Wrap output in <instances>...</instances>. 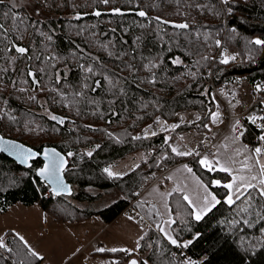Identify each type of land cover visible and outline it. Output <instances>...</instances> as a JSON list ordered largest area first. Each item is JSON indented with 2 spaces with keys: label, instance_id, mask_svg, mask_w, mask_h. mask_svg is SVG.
<instances>
[{
  "label": "trees",
  "instance_id": "obj_1",
  "mask_svg": "<svg viewBox=\"0 0 264 264\" xmlns=\"http://www.w3.org/2000/svg\"><path fill=\"white\" fill-rule=\"evenodd\" d=\"M15 2L14 8L13 0L0 3V22L6 28L18 27L33 33L29 43L31 59L27 63L40 85L33 88L26 64L17 74H9L12 77L7 82H0V131L39 151L55 146L65 154L73 153L68 156L71 163L65 174L74 194L57 196L52 192L35 172L42 166L41 159L25 168L0 155V213L16 203L40 204L47 216L60 222L98 215L111 223L132 203L152 225L140 240L138 253L129 254L130 258H137L140 264H179L173 256L177 246L156 227L162 222L157 205L139 201L137 196L159 173L175 164L190 162L221 203L196 221L184 194L171 193L175 238L180 243L193 241L185 249L198 264H264V220L257 221L254 214L262 202L256 193L253 192L255 199L249 208L253 214L240 212L244 205L240 201L231 206L225 203L226 190L213 184L215 179L223 184L228 182V173L218 168L210 172L199 163V156H177L171 151L176 135L192 130L208 132L211 114L216 110L214 87L230 86L244 79L255 95L264 98V90L255 88L260 85L264 89V49L249 43L264 39V0H232L230 14L222 0H111L108 4L101 0H23L22 5L20 0ZM115 8L143 10L147 16L112 13ZM96 11L101 15H95ZM13 13L20 18L15 25ZM180 23H188L190 28L174 27ZM49 35L53 37L51 41L47 39ZM222 37L229 49L239 53L240 61L221 64L220 59L213 60L215 41ZM50 56L55 58L50 60ZM176 58L183 63L174 64ZM153 63L159 67L151 68ZM81 64L91 66L94 73L85 72ZM40 68L44 72H39ZM21 79L44 97L51 115L67 120L60 123L37 112L35 108L40 105L26 90L21 91ZM153 79L155 84L150 82ZM96 81L100 85L93 91ZM84 84L89 87L85 89ZM77 92L84 95L78 96ZM191 112L199 119L180 123L175 130L156 136H143V129L157 118L173 122L180 114ZM262 131L264 128L256 129L248 123L242 137L256 148V135ZM136 136L141 139H134ZM82 149H91L93 155L89 157ZM136 152H142L144 158L126 174L110 177L104 172L106 167ZM109 194L116 195L115 199L97 208L78 207L71 199L94 203ZM244 219L257 222L249 227ZM16 234L10 229L4 233L3 238L13 252L0 249V264L46 262L31 257ZM102 254L128 262L119 252Z\"/></svg>",
  "mask_w": 264,
  "mask_h": 264
},
{
  "label": "snow or ice",
  "instance_id": "obj_2",
  "mask_svg": "<svg viewBox=\"0 0 264 264\" xmlns=\"http://www.w3.org/2000/svg\"><path fill=\"white\" fill-rule=\"evenodd\" d=\"M102 3L108 4L111 2V0H101ZM0 3H3V0H0ZM21 5L23 4V0H20ZM222 3L224 5H227L226 11L230 14L232 12L231 8V3L232 0H222ZM12 7H17V4L15 0H13ZM116 14H120L121 10L119 8H115L112 10ZM38 12V9H37ZM8 14L5 13V16ZM95 15L100 16L101 13L99 11L95 12ZM138 15L141 17H146L147 13L143 10L138 12ZM13 18V24H16L17 19H20L16 17L15 13L12 14ZM77 19L80 18L79 14L76 17ZM156 20H160V17H155ZM21 23L23 21L21 20ZM163 23H169V21H163ZM174 27L178 29H188L190 28V25L188 23H180L174 25ZM7 30L4 28L3 24H0V35H2L4 32ZM114 31V30H113ZM234 31V30H233ZM41 36L44 35L43 32L40 33ZM197 36H199V33H197ZM22 38V37H21ZM48 40H52L53 37L49 35L47 37ZM207 39V37H205ZM250 44L259 46V48L264 49V39H255V40H250ZM216 46L220 47L221 46V41L216 40L215 41ZM104 48H107V45H102ZM12 48L15 49V51L21 56H27L29 49L25 48L23 46H18L13 44ZM12 49L9 48L8 51H11ZM109 55H113V53L109 52ZM31 59V57H28ZM39 59V57H36ZM55 57H48V59H54ZM252 57L249 56V59ZM204 60H208L209 57H203ZM237 59L236 55H229L227 54L226 50L224 51V54H222V58L220 59L221 64H229L232 61H235ZM174 64H180L183 63L179 58H176L172 61ZM54 67V65H53ZM159 67V64L153 63L151 65V68H156ZM80 68L83 69L87 73H94V69L91 66L85 67V65L81 64ZM0 71H5V69H0ZM39 72H44L43 68H40L38 70ZM28 75L32 77L33 81L37 84H39V80L36 77V73L31 71V69L28 72ZM57 83L60 82V75L59 72H57ZM193 76H195V73H192ZM107 79V77H105ZM27 81H25L26 83ZM151 83L155 84V79L150 81ZM111 84V81H109ZM100 85L99 81H96L95 86H93L92 90H95V87H98ZM83 87L87 89L89 87L88 84H84ZM257 90L261 91L264 89H261L260 85H257ZM21 91H24V89H21ZM76 95L78 96H83V92H77ZM31 99H35V97H31ZM94 102V101H93ZM79 114V113H78ZM50 118L52 120H58L60 123H63L64 120L61 117H57L55 115H51ZM220 118V114L218 112L212 113L211 114V119L213 123H216ZM183 119V118H181ZM199 119V117H197ZM249 119L252 120L253 123L256 122L257 119H262L264 120V117H256V116H251ZM156 124L162 125L161 131H168L169 128L171 130H175V128L179 127V124L176 125H171L168 126L166 121H161L159 118L156 119L155 121ZM239 125V121L236 122V124L233 126V131H237V126ZM264 128V125L261 126ZM151 128V125L149 126V129ZM151 136H156L157 132L156 131H151L149 133V130H145V138L148 135ZM111 135V134H110ZM240 135H243L241 132ZM136 140H140L141 136H136L134 137ZM170 139V138H169ZM183 139V137H181ZM235 139H239V137H236ZM261 141H264V135H261L259 137ZM224 147H227L226 145ZM97 148H99V145H97ZM0 151H10L13 154L18 155L22 162H27L28 160L32 159L33 157H36L38 155H41L40 153L34 152L30 148H25L23 145L17 144L14 141H8L5 140L3 136H0ZM171 151L175 153L177 156H189L194 154V150L188 149V150H180L178 146H172ZM245 151H248L247 148H245ZM253 153L252 157H246L244 161H242V167L240 169L234 170L232 169L227 163H222L219 159H209L207 155H204L200 160L199 163L204 166L205 168L208 169V171H215L217 170V167L219 171L228 173L231 176V180L228 183L221 184L220 180H215L213 183L216 186L223 187L226 190V199L225 203L228 205H236L237 201H240L241 204L244 206L239 209L240 212L243 213H248L249 215H252L253 213H249V208L252 207V201L255 199L253 196V192L256 193V196H258L261 200V208L259 211H255L254 214L257 217V221L259 220H264V163L260 162V156L264 154V148L262 147H256L251 150ZM236 154L237 155H242L243 153L239 150L236 149ZM68 156L74 155L73 153H68ZM89 157L93 155L91 151L87 153ZM195 155L199 156L200 153L199 151H195ZM44 158L48 161L47 164H45L42 168H40L37 172V175L44 178L47 180L49 183L53 184V192L56 193L57 195L63 193L66 194H71V188L70 186L66 185L62 178H61V173L63 172L65 165H66V159L65 157L61 156L58 152H56L55 149H46L43 152ZM255 159V164H250L248 161L249 159ZM163 159H168L167 156H164ZM31 166V165H29ZM253 167L258 169L259 175L253 173ZM184 169L192 173V169L189 168L187 165H184ZM104 172L108 174L110 177L118 176V173H115L111 170V168H105ZM235 173V174H234ZM247 173V174H245ZM194 175V173H193ZM171 179V177H169ZM255 181V183H253ZM197 186L201 189H203L202 195H200V203H194L190 197L185 194L183 196V199L188 202V204L192 208V213L191 215L194 217L196 221L202 220L205 215H207L209 212H211L217 205L221 203V200L217 198V196L209 189L208 185L204 184L198 177L196 178ZM177 191H180L179 188L176 189ZM164 195V194H162ZM167 195H170L167 194ZM164 207L167 211H170L168 208L167 203L165 202ZM159 214V213H158ZM129 219H132V217H129ZM257 221H250L248 219H244L243 223L249 227H253ZM176 221L174 219L169 218L166 221H162L161 224L164 225H169V224H174ZM233 223H239L238 221H233ZM161 224H157L156 227L157 229L163 233V235L168 239V241L172 244L177 246L178 248H187L193 241L189 240L183 243H180L176 238H174L173 235L170 234L169 231L165 229V227L161 226ZM261 232H264V228L261 229ZM18 239L23 243L24 247L27 249L28 254L31 257H35L36 259L43 261L44 257L40 255L29 243L28 241L19 233L16 234ZM143 239V237H141ZM137 244L139 245V241H137ZM264 246V245H262ZM0 249H4L8 253H12L13 249L8 246V244L5 242L3 237H0ZM98 252H104L106 249L104 248H98ZM107 251L111 252H125V253H131L132 250L126 249V248H111L108 249ZM254 254V253H253ZM21 264H23V261H21ZM130 264H140L139 261L136 259H132L130 261ZM143 264H147V261H144ZM183 264H196V261L191 260L190 258H186V260L183 262Z\"/></svg>",
  "mask_w": 264,
  "mask_h": 264
},
{
  "label": "crops",
  "instance_id": "obj_3",
  "mask_svg": "<svg viewBox=\"0 0 264 264\" xmlns=\"http://www.w3.org/2000/svg\"><path fill=\"white\" fill-rule=\"evenodd\" d=\"M243 80L244 79H239L235 83H233L229 86L230 93H228L226 95V99L228 102H230L229 103L230 106H231V103L233 105L237 104L238 101L236 99V95L241 96V101L246 100L248 102H251L254 99L255 93L253 92L252 87H251L252 89L250 88L251 93H249V92L246 93V92H244V90H242L241 87L242 86L244 87V85H245ZM241 101H240V103H241ZM240 103H238L236 105L239 107L240 110L237 109L236 111H232L233 113H240L242 111ZM215 112H218L220 114V118L216 123H213L212 119H211V121L208 124L209 130L207 133H201V132H197V131L192 130V131H189V132H186L183 134H178L172 140L171 145L172 146H178L180 148V150H182V151L188 150V149L194 150V155H195V151H199V153H200L199 158L200 159L204 155H207L210 160L211 159H219L222 163H227L234 170L240 169L242 167L241 162L244 161L246 157H252L253 156V153L251 150L254 148L252 146L248 145L244 141L242 135H240V133L238 131H235V132L233 131V126L236 124L237 121H239L238 119H234L231 122L230 126L227 127V125H228L227 111H226V108H225L223 103H220L219 105L216 104ZM182 116H184V118L186 116V118L188 117V118H194L195 119V118H197L198 115L195 112H191V113H182ZM160 120L166 121L164 119H160ZM176 124L177 123L167 122L168 126L176 125ZM239 125H240V121H239ZM161 127H162V125L158 124L154 128L149 129V127H147V129L149 130V133L153 130L156 131L157 133H161V132H163V131H161ZM169 129H171V128H169ZM148 136H151V135L149 134ZM181 137H183V139H181ZM236 137H239V139H235ZM206 139L215 140L214 150L210 154L201 153L202 149H201L200 143ZM225 145L227 147H224ZM245 148H247L248 151H245ZM236 149H239L243 154L237 155ZM195 156H197V155H195ZM130 157H133V164L132 165H135V166H133L135 168L140 163L142 158H144V154L142 152H136V153L128 155L126 158H124L122 160L124 161L125 159L130 158ZM261 159H260V162L262 163ZM248 162L250 164H255V159L254 158L249 159ZM117 163L119 164L118 165L119 168H121L120 171H122V169H123L122 164L123 163H120V161H118ZM184 165H187L189 168H191L192 173L187 172L184 169ZM120 173H122V172H120ZM120 173H118V174L124 175V174H120ZM193 173H194V175H193ZM253 173L259 175L258 169L253 167ZM245 174H247V173H245ZM169 177H171V179H169ZM197 177L204 184L208 185L199 176V174H197L195 172V170L193 169L190 162H181V163L175 164V165L169 167L168 169H166L165 171L159 173L156 176V178L154 180H152L138 194L137 200L142 201V202H149V203L156 204L160 213H161L162 221H166L169 218L174 219L172 209H171V205L169 202V198H170L171 193H173L174 191H177L176 189L179 188L180 191L184 195L187 194L190 197V199L193 200L194 203H197V204L200 203L199 197H200V195H202L203 189H201L197 186V182H196ZM215 180H218V179H215ZM230 180L228 182H230ZM228 182H226V183H228ZM253 183H255V181ZM221 184H223L222 181H221ZM208 187L217 196V194L213 191V189L209 185H208ZM169 193H170V195H167ZM162 194H164V195H162ZM115 197H116V195L113 196V199H115ZM104 198L107 199V196H104L101 199H104ZM217 198L219 199L218 196H217ZM165 202L167 203L170 211H167L165 209V207H164ZM105 203H107V202H105ZM18 204L19 203H16L8 211H6L4 213H0V214H4V215H0V216H2L3 218L9 219L10 217H8V214H10L9 213V212H11L10 210H13L12 208H16L17 211L15 213L18 216V218L13 217V219L9 221V223L13 222L12 223L13 225L10 226V228L6 229L4 231V233L10 229L16 233H19L20 235H22L24 237V234L21 233V231H22V229L27 228L26 220H25L27 209H22L23 207L19 206ZM31 206H33V205H30V207ZM42 212H43V210H42ZM129 213H131L132 215L137 214V216L144 222V224L147 227L151 226V222L143 214H140V212L137 211V213L134 214V212H132V211L123 210V212L115 220H113L111 223H106L103 220V223H100L101 224L100 230H98L96 232V234L93 236V238H91L87 242L86 245H83V247L81 249H79L76 253L69 256V258H67L64 262H61L58 259V261L55 260L54 263L64 264L65 262H67L71 258L74 259L78 255L79 251L83 252V251L88 250V248L92 245V243L90 246L88 244L94 238H96V236L102 237L104 234H105V239H104V242H102L103 243L102 247L97 246V247H94L93 249H91V252H92L91 256H93V257L99 256L101 258H105L106 260H108L106 258L108 256L103 255L102 252L97 251L98 248H104V249H106V251L108 249H111V248L129 249L128 248L129 242H133L134 247H135L132 249L130 254H132L133 256L136 255L138 253V249L140 246L141 237H143L144 233L146 232V230L148 228L143 229V230L139 229L138 226L136 225V223L134 222V220L129 219V217H133ZM43 215H45L44 212H43ZM161 226L165 227V229L167 231H169L171 235L174 236L173 231H172V224H169V225L161 224ZM161 234L163 235L162 232H161ZM174 238H175V236H174ZM137 241H139V245L137 244ZM120 242L123 243L122 246L120 245ZM28 243L38 252V250L33 246L36 243V241L34 239ZM38 253H40V255H42L44 257V261L52 264L51 260H49V259H52V260L54 259L53 254L48 253L47 251L38 252ZM119 253L121 254L122 258H125V259L127 258V260L131 259L130 256L129 257L124 256L123 252H119ZM112 258H114L115 260L110 259V260L105 261V262L108 264H111L110 261H112L113 262L112 264H115L119 261V259L117 257H112ZM124 262H126V261L120 260L118 264H123Z\"/></svg>",
  "mask_w": 264,
  "mask_h": 264
},
{
  "label": "rangeland",
  "instance_id": "obj_4",
  "mask_svg": "<svg viewBox=\"0 0 264 264\" xmlns=\"http://www.w3.org/2000/svg\"><path fill=\"white\" fill-rule=\"evenodd\" d=\"M14 30H18L21 28H13ZM28 33L26 35H32L33 33L30 31H27ZM27 60H29V58H25L24 59V63L22 65L21 68H23V66L27 63ZM18 68H16V74L19 71L20 68V64H18L17 66ZM23 81V83H20L19 88L20 89H24L26 90V92H28V94L30 95V97H35V99H37V103L40 105L39 108H35V110L39 113L45 114L47 116H51L50 111L48 110L46 104H45V100L44 97H42L41 95H38L35 91H32V87L30 86V84H28L27 82L25 83L24 79H21ZM243 82L245 83L244 87L242 86V90H244V92L246 93H251V85L249 84V82L247 80H243ZM1 86V84H0ZM251 88V89H250ZM236 99H237V104L240 103L241 101V96L240 95H236ZM230 103V102H229ZM236 104V105H237ZM233 105L231 103V110L232 111H236L237 109H239L238 106ZM263 106H264V101H263ZM226 108V106H225ZM183 118V119H181ZM196 119V118H195ZM194 118H184V116H179L175 121H173L172 123H184L186 121H192L195 120ZM156 121V120H155ZM155 121L153 123H151V128H154L156 125ZM150 125H147L144 129H143V136H145V130L147 129V127H149ZM168 131H172L171 129H169ZM164 132V131H163ZM150 137V136H147ZM85 151L86 153H88L89 151H92L91 149H82L81 152ZM261 159V158H260ZM262 163H264V158L261 159ZM120 163H123V169L122 171H120L121 168H119V164L117 162H115L114 164L110 165L108 168H111V170L115 173H120V174H125L128 171L132 170L135 165L133 164V157L127 158L124 161L120 160ZM121 165V164H120ZM96 189H93V192L96 193ZM72 202L77 205L78 207L81 208H86V207H90L91 205L93 207H98L100 204H103L105 202H109L110 200L113 199L112 194H109L107 196V199H100L97 202L94 203H89V202H85V201H78L75 200L73 198ZM104 201V202H103ZM19 206L23 207L22 209H27L26 211V225L27 228L22 229L21 233L24 234V237L26 238V240L28 242H31V240H35L36 243L33 245L38 252H44L47 251L48 253L53 254L54 259H49L51 260L52 264H57L54 263L55 260L58 261V259L61 262H64L67 258H69V256H71L72 254L76 253L79 249H81L83 247V245H86L87 242L93 238V236L96 234V232L98 230H100V223H103V219L96 215L93 216L92 218H89L87 220H81V221H68V222H60L55 220L52 216H47L44 212V210L42 209V207L40 206V204H35L33 206H26L24 204L19 203ZM30 207V208H29ZM13 210H10L11 212H9L10 214H8V217H10L9 219L7 218H3L2 216H0V237H3L4 235V231L8 228H10V226H12L13 222L9 223L10 220L14 218H18V216L16 215V208H12ZM45 215H43V212ZM134 212V211H132ZM42 213V214H41ZM130 215H132L131 213H129ZM134 214H136L134 212ZM0 215H4V214H0ZM132 219L134 220V222L136 223V225L138 226L139 229H146L148 228L144 222L136 215H132ZM105 239V234L102 237H98L96 236V238H94L88 245L90 246L91 243L92 245L88 248L87 251H83L78 253V255L74 258V259H70L67 262H65L64 264H108L105 261L108 260H115L114 258H110V257H106L108 260H106L105 258H101L99 256H91L92 252L91 249H93L94 247H97L99 242H104ZM124 242V241H123ZM94 243V244H93ZM122 242H120V245L122 246ZM128 248L130 250H132L134 247V243L133 242H129ZM59 254V255H58ZM130 260V259H129ZM128 260V261H129ZM111 264L113 263L112 261H110ZM128 262H124L123 264H127Z\"/></svg>",
  "mask_w": 264,
  "mask_h": 264
},
{
  "label": "built area",
  "instance_id": "obj_5",
  "mask_svg": "<svg viewBox=\"0 0 264 264\" xmlns=\"http://www.w3.org/2000/svg\"><path fill=\"white\" fill-rule=\"evenodd\" d=\"M218 40L221 41V46L216 49L215 55L213 56V60L216 59H221L222 54H224V51L226 50L227 54L229 55H236L237 59L235 61H240L241 56L239 55L238 52L232 51L226 46L225 43V37L219 38ZM257 89V85L255 86ZM230 88L229 86H222V87H214V94H215V102L216 104L223 103L224 106H226V111H227V119H228V125L227 127L230 126L231 122L234 119H238L240 121V125L237 126V131L239 133H243L245 131L246 126L251 124L254 126L256 129H263L261 126L264 125V120L262 119H257L255 123L252 122L249 117L251 116H256V117H263V101L264 98L259 97L258 95L254 96V99L251 102H248L246 100H242L240 105L242 108V111L240 113H233L231 110V106L229 105V102L226 99V95L230 93ZM180 117L182 114L179 115ZM178 124V123H177ZM261 135H264V131L256 135V140L258 141V146L257 147H262L264 148V141H261L259 137ZM215 146V140L213 139H206L201 143V149L203 154H210L213 152ZM260 158H264V154L260 156ZM38 169H35V172H37ZM53 192V191H52ZM51 191L48 192L50 194ZM125 210L128 211H134L137 213V211L133 208L132 203L127 206ZM141 214V213H140ZM150 223V222H149ZM152 225V224H151ZM103 243L99 242L98 246L102 247ZM124 256H129V253L123 252ZM173 256L177 259L179 264H183V262L186 260V258H190L193 261H196L190 254L187 253L185 248H176L174 250ZM42 264H49L48 262H43ZM196 264L198 262L196 261Z\"/></svg>",
  "mask_w": 264,
  "mask_h": 264
},
{
  "label": "flooded vegetation",
  "instance_id": "obj_6",
  "mask_svg": "<svg viewBox=\"0 0 264 264\" xmlns=\"http://www.w3.org/2000/svg\"><path fill=\"white\" fill-rule=\"evenodd\" d=\"M1 24V22H0ZM7 31L4 32L2 35H0V69H5V71H0V82H7L8 79H11L12 76L9 74L16 73V68H18V64H20V68L23 65V61L25 58L31 57L30 56V48L29 43L31 38H33L31 35H25L27 33V29H10L4 27ZM22 37V38H21ZM18 45L23 46L25 48L29 49V52L27 56H21V54L17 53L14 48H12V45ZM11 48V51H8V49ZM27 67V75L30 68V64H26ZM32 70V69H31ZM29 77V82L32 83V80Z\"/></svg>",
  "mask_w": 264,
  "mask_h": 264
},
{
  "label": "water",
  "instance_id": "obj_7",
  "mask_svg": "<svg viewBox=\"0 0 264 264\" xmlns=\"http://www.w3.org/2000/svg\"><path fill=\"white\" fill-rule=\"evenodd\" d=\"M138 12H139V11L134 12V11H131V10H129V11H123V10H121L120 14H133V13H135V14L138 15ZM112 13H114V12L112 11ZM31 71L35 72L34 70H31ZM36 77H37V76H36ZM30 78H31L32 83H33V88L36 89V88L40 85V82H39V84H37V83H35V82L33 81V79H32L31 76H30ZM37 79H38V78H37ZM57 117H61V116H57ZM61 118H63L64 121L67 120V118H65V117H61ZM0 136H3L5 140H8V141H14V142L17 143V144L23 145L25 148H30V149H32L34 152H37V153H40V154H41V155H38V156H36V157H33L32 159L28 160V161L25 163V162H22L21 158H20L18 155L13 154V153H11L10 151H0V155H5V156H7L8 158H10L11 160L15 161V162H16L17 164H19L20 166H23V167H25V168H31V167L33 166L34 161H36V160H38V159H41V160L43 161V163H42V166H40V167L38 168V170H39V169L42 168L45 164L48 163V161H47V160L44 158V156H43V152H44L46 149H55L56 152H58L61 156L65 157V159H66V165H65V168H64L63 172L61 173V178H62L63 182H64L66 185L70 186V188H71V194H66V193H63V192H62L61 194L57 195L56 193H54V192H53V193H54L55 195H57V196H72V195L74 194V188H73L72 184H71L70 182H68L67 177H66V174H65V170L68 168V166H69L70 163H71V161H70V159H69V157H68L67 154H65L64 152H62L61 150H59V149H58L57 147H55V146H45L41 151H39V150L33 148L32 146H30V145H28V144H26V143H23L22 141H19V140H17V139H14V138H10V137H6V136H4V135L2 134L1 131H0ZM29 165H31V166H29ZM38 170H37V172H38ZM38 177L41 178L43 181H45V183H46L48 186H50L51 189H53V187H54L53 184L49 183L47 180H45L44 178H42V177H40V176H38ZM52 191H53V190H52ZM132 259H136V260L138 261V259L134 257V258H131V259L128 261L127 264H130V261H131Z\"/></svg>",
  "mask_w": 264,
  "mask_h": 264
}]
</instances>
